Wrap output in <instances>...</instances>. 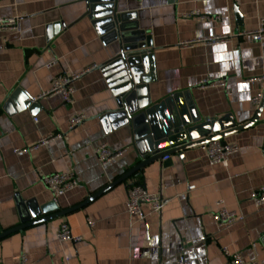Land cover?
Segmentation results:
<instances>
[{
  "label": "crops",
  "instance_id": "obj_1",
  "mask_svg": "<svg viewBox=\"0 0 264 264\" xmlns=\"http://www.w3.org/2000/svg\"><path fill=\"white\" fill-rule=\"evenodd\" d=\"M116 10L151 38L156 70L149 86L152 106L188 93L187 101L203 120L241 126L254 118L259 106L253 99L264 93V82L250 80L264 76V41L236 35L257 27L264 0H118ZM84 14L85 4L78 0H0V19H18L16 31L0 30V234L21 224L18 201L40 206L53 201L46 176L76 174L79 186L58 201L63 211L141 161L132 126L103 120L117 104L99 67L120 53V44L100 35ZM219 36L231 39L180 45ZM63 74H83L73 83L72 104L60 95L42 97ZM205 78L224 80L227 87L200 89ZM78 114L88 120L70 130ZM59 134L64 138L34 152H14ZM226 141L239 148L227 167L211 166L206 146L186 150L183 158L170 155L165 166L164 158L150 164L81 209L3 237L0 264H16L22 253L29 264H171L182 253L193 264H225L224 248L240 253L245 264H264V208L251 200L252 192L264 186V110L257 124ZM103 144L125 150L106 168L96 155ZM135 184L162 196L161 214H150L144 205L145 221L129 216L127 192ZM219 202L244 219L219 228L214 220ZM65 222L81 242L58 240Z\"/></svg>",
  "mask_w": 264,
  "mask_h": 264
},
{
  "label": "water",
  "instance_id": "obj_2",
  "mask_svg": "<svg viewBox=\"0 0 264 264\" xmlns=\"http://www.w3.org/2000/svg\"><path fill=\"white\" fill-rule=\"evenodd\" d=\"M85 4V14L100 35L120 44V53L100 66L117 109L103 116V120L120 119L121 125H131L134 130V146L141 161L106 188L89 197L83 203L68 210H59L52 201L40 206L36 202L18 201L21 224L0 234V239L25 228L81 209L119 183L141 172L145 167L163 158L177 154L183 158L186 150L207 146L214 141L227 144L226 138L257 124L264 110V93L258 111L248 123L237 126L225 119L203 120L187 101L188 93L174 94L158 105L152 106L149 86L156 78L151 38L138 23L131 22L126 14L116 10L118 0H78ZM184 99V101H183ZM167 161L163 163V166ZM53 213L46 217L43 214Z\"/></svg>",
  "mask_w": 264,
  "mask_h": 264
},
{
  "label": "built area",
  "instance_id": "obj_3",
  "mask_svg": "<svg viewBox=\"0 0 264 264\" xmlns=\"http://www.w3.org/2000/svg\"><path fill=\"white\" fill-rule=\"evenodd\" d=\"M18 28V19L17 18H1L0 19V30L6 31H16ZM238 37H249L252 42L259 43L264 41V17L260 18L258 25L255 29L249 31H243L238 33ZM231 39V36H219L206 38L199 41H189L181 43V47H192L196 43H205V44H222ZM58 64V61H54L48 64L47 68L51 69ZM83 74H72V75H58L53 80V86L50 91L45 92L42 97H48L53 95H60L65 104H72L74 101V94L76 92L73 83L77 81ZM251 82L259 81L264 82V76L251 79ZM200 89L207 88H222L226 89L227 84L224 80H213L211 78H205L198 83ZM228 92V91H227ZM229 93V92H228ZM263 98V92L259 93L254 99L253 102L255 105L259 106ZM36 101V100H33ZM88 120V117L85 114H78L71 118L69 122L70 130L82 125ZM34 122H38L35 118ZM63 139L64 136L59 134L56 136H48L39 140V142L32 148L16 149L14 152L17 155L27 154L36 151L41 146H44L51 142L54 139ZM207 158L211 166L221 164L225 167L228 166L231 156L238 153L239 148L236 144L223 145L220 141H214L209 143L206 146ZM264 150V145H263ZM125 150L116 151L113 150L107 144H103L96 149V155L99 161V164L102 168H106L112 161L116 158L123 155ZM169 157H165L164 161H168ZM44 184L51 191L53 195V201L58 203L59 199L66 195L68 192L73 191L79 186V181L76 177L75 172H60L55 173L44 178ZM190 190H194L195 187L191 186ZM251 200L257 208H264V186L254 190L251 194ZM149 206L150 214H161L165 202L161 195L149 193L142 185L135 184L130 187L127 192V212L129 216L133 219L139 221L146 220V213L143 210V206ZM218 206L220 207L217 212L214 214V220L219 228L230 226L236 222H240L244 217L237 212L229 211L223 206V202H219ZM88 226L90 229H93L95 224L94 222L88 220ZM57 238L61 243H73L78 244L82 241V237L74 236L71 230V227L68 223H62L59 227ZM224 255L226 257L225 264H245V261L240 253H233L229 249H223ZM16 264H29L28 256L25 253L20 254L17 257ZM167 264V263H161ZM171 264H193L192 260L186 257L183 253L179 254Z\"/></svg>",
  "mask_w": 264,
  "mask_h": 264
}]
</instances>
